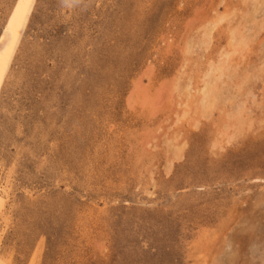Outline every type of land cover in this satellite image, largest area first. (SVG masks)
<instances>
[{
    "label": "rangeland",
    "instance_id": "rangeland-1",
    "mask_svg": "<svg viewBox=\"0 0 264 264\" xmlns=\"http://www.w3.org/2000/svg\"><path fill=\"white\" fill-rule=\"evenodd\" d=\"M5 46L0 264H264V0H0Z\"/></svg>",
    "mask_w": 264,
    "mask_h": 264
},
{
    "label": "bare ground",
    "instance_id": "bare-ground-1",
    "mask_svg": "<svg viewBox=\"0 0 264 264\" xmlns=\"http://www.w3.org/2000/svg\"><path fill=\"white\" fill-rule=\"evenodd\" d=\"M7 46L4 47V49L2 50V53L0 54V73H1V69H2V65H3V62H4V59H5V56L7 54ZM221 72V71H220ZM221 76V75H220ZM204 97H205V100L206 99H209L211 97H214L215 96V90H214V87H211V86H206L205 87V90H204ZM204 101V100H203ZM207 101V100H206ZM211 101V100H210ZM213 103V102H212ZM207 106V105H206ZM1 190V189H0ZM3 201H4V196H3V193L2 191H0V209L2 208L3 206Z\"/></svg>",
    "mask_w": 264,
    "mask_h": 264
}]
</instances>
